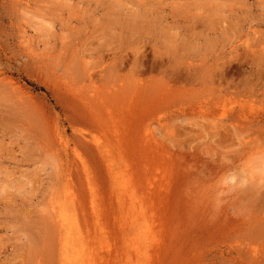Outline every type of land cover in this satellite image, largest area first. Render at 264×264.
<instances>
[{"label": "rangeland", "instance_id": "374dc122", "mask_svg": "<svg viewBox=\"0 0 264 264\" xmlns=\"http://www.w3.org/2000/svg\"><path fill=\"white\" fill-rule=\"evenodd\" d=\"M264 264V0H0V264Z\"/></svg>", "mask_w": 264, "mask_h": 264}, {"label": "bare ground", "instance_id": "6f19581e", "mask_svg": "<svg viewBox=\"0 0 264 264\" xmlns=\"http://www.w3.org/2000/svg\"><path fill=\"white\" fill-rule=\"evenodd\" d=\"M67 264V263H66ZM69 264H72V263H69Z\"/></svg>", "mask_w": 264, "mask_h": 264}]
</instances>
